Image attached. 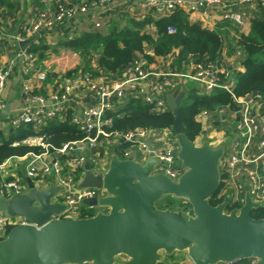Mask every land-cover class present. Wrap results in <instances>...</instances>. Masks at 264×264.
I'll use <instances>...</instances> for the list:
<instances>
[{
  "label": "built area",
  "instance_id": "obj_1",
  "mask_svg": "<svg viewBox=\"0 0 264 264\" xmlns=\"http://www.w3.org/2000/svg\"><path fill=\"white\" fill-rule=\"evenodd\" d=\"M109 1L112 0H92L90 4L100 5ZM138 1L142 7L150 8L156 15H163L175 6L187 12L200 13H205L213 7L225 6V0ZM235 2L254 3L264 9V0ZM86 6L56 3L50 10L44 8L39 11L20 30L26 35H35L71 17L77 11H84ZM221 16L237 26L243 21L241 13L237 11L225 10ZM166 32L172 33L173 30L167 29ZM15 39L23 43L17 55L27 69L33 71L34 79L38 83L43 82L46 72L33 64L34 54L27 51V41L18 34ZM234 54L238 55L239 52L235 50ZM7 75V69L0 67V110L4 109L1 93ZM149 77L154 79L148 80ZM183 82L190 85L188 89L195 87L197 94L209 95L214 90H221L230 96V105L217 107L212 112L201 110L195 118L201 127L203 122L207 121L206 129L229 121L228 132L224 134L223 139L218 142L215 140L216 146H222L217 164L221 182L220 194L227 197L228 202L239 206L247 194L252 202L264 206V94L256 92L235 96L231 89L232 74L229 75L227 70L218 69L214 63L188 61L177 70L156 72L148 69L147 59L141 54L119 74H94L87 70L65 72L57 89L45 94L34 93L27 85L22 86V107L8 122L0 119V125L30 123L36 127L41 125L44 119H64L66 102L72 91L85 90L95 99V103L85 104L76 113L68 114L70 123L81 132L79 138L61 143L54 149L44 144L38 135L24 139V143L41 145L43 151L28 153L26 163L18 174L0 175V198L7 199L13 194L25 192V178H28L35 189L45 188L52 182L56 185L57 190L51 201L62 204L63 209L58 214L51 215V220L87 217V210H93V214L105 213L107 206L86 205L82 201L87 198L106 197L109 195L107 191L102 187H78V183L85 171V164L91 173L103 174L112 155L117 159L132 160L140 164L151 158L154 163L150 173L162 174L175 182L184 167L177 158L178 146L170 128L136 127L127 131H107L103 125H107L109 119H104L103 115L107 110L113 111L128 98L140 99L149 104L152 111L163 112L168 109L163 95ZM202 133L204 130H201L200 137ZM210 136L207 135V139ZM9 159L10 157L0 162L1 173H4ZM22 223L21 217L7 216L0 212V239L11 227ZM212 264L241 263L230 261Z\"/></svg>",
  "mask_w": 264,
  "mask_h": 264
},
{
  "label": "water",
  "instance_id": "obj_2",
  "mask_svg": "<svg viewBox=\"0 0 264 264\" xmlns=\"http://www.w3.org/2000/svg\"><path fill=\"white\" fill-rule=\"evenodd\" d=\"M181 91L167 93L164 102L172 116L170 131L177 143V158L184 171L175 182L162 174H151L153 159L140 164L110 157L103 174H93L87 164L78 187H102L109 194L83 199L86 205H105L107 212L81 218L51 220L63 205L51 201L57 190L52 182L35 189L25 178L27 189L7 199L0 198V212L23 219L0 239V264H155L160 252L184 251L190 264H212L251 259L264 264V217L249 212L259 205L247 194L238 208L225 213L228 198L210 205L208 198L219 184L218 159L222 146L206 141L195 145L183 133L178 110ZM8 114V106L0 116ZM163 195L185 199V217L155 202Z\"/></svg>",
  "mask_w": 264,
  "mask_h": 264
},
{
  "label": "trees",
  "instance_id": "obj_3",
  "mask_svg": "<svg viewBox=\"0 0 264 264\" xmlns=\"http://www.w3.org/2000/svg\"><path fill=\"white\" fill-rule=\"evenodd\" d=\"M187 11L175 6L163 15H155L148 11L141 19H129L123 26L111 25L104 33L98 29H89L73 34L69 38L58 40L54 46H61L79 55L101 47V53L96 58L97 68L104 74H119L138 54L142 53L144 44H148L156 56H163L177 49L175 66L180 68L188 61L215 63L219 58L222 47L221 36L210 29L201 27L199 23L190 21ZM146 25L154 28L150 34L144 30ZM172 29V33L166 32ZM236 45L239 54L238 64L241 70L232 74V92L235 96L252 93L264 94V9L249 22L246 33L236 32ZM48 45L38 42L27 45V51L35 56V60L42 58L43 51ZM234 50V52H235ZM148 59V58H147ZM231 104L230 96L221 90H214L209 95L197 94L195 87L185 93L178 110L179 119L183 125L186 138L193 141L201 133V124L195 116L201 111L212 112L215 108ZM104 119H109L103 128L107 131H127L136 127L141 128H170L172 116L168 110L155 112L150 105L140 99L128 98L113 111H105ZM38 135L49 148H57L61 143L77 139L81 132L64 119H44L41 125L33 127L30 123H18L3 131L0 129V162L12 156H23L28 153H40L43 147L38 144L22 142L25 138ZM221 182L217 190L208 198L210 205L222 201L220 194ZM163 199V209L176 211L185 217L189 205L185 199L172 195H163L155 202ZM239 205L228 202L224 212L228 213ZM157 207V206H156ZM91 216V210L86 211ZM252 218L264 217V206H258L249 212ZM178 251V250H175ZM174 252V251H172ZM172 252L155 264H190L181 262L183 257L174 259ZM167 259V260H166ZM237 262L250 264L251 259H242Z\"/></svg>",
  "mask_w": 264,
  "mask_h": 264
},
{
  "label": "crops",
  "instance_id": "obj_4",
  "mask_svg": "<svg viewBox=\"0 0 264 264\" xmlns=\"http://www.w3.org/2000/svg\"><path fill=\"white\" fill-rule=\"evenodd\" d=\"M92 0H0V67L7 69L8 75L5 79L1 93V99L4 107L8 106V114L0 116L8 122L13 118L22 107V86L27 85L34 93L45 94L57 89L59 80L65 72L69 71H91L92 73H102L96 65V58L101 53V47L89 51L85 55H79L69 49L61 46H54L58 40L69 38L84 30L98 29L104 33L111 25L123 26L129 19H141L144 14L152 10L144 8L138 0H112L100 5H91ZM188 1V0H187ZM56 3L66 5H87L84 11H77L71 17L63 19L54 26L40 31L35 35H26L20 28L27 25L29 21L42 9H52ZM225 10L237 11L241 13L242 24L237 26L229 19H224L221 13ZM261 8L254 3L238 4L235 0H225V6L213 7L205 13L187 12L190 21H195L201 27L217 32L222 38V47L219 58L214 63L218 69L229 71V75L235 71L241 70L238 64L237 55L234 54L236 45V32L246 33L249 28L250 20L260 13ZM153 13V12H152ZM154 14V13H153ZM156 15V14H155ZM144 30L150 34L154 33L151 25H146ZM22 35V38L30 43H44L48 48L43 51L42 58L33 60V64L46 72V78L43 82H37L34 79L33 71L28 70L24 62L17 55L19 48L23 43L16 41V35ZM177 49H173L163 56L153 54L150 46L144 44L142 53L147 56L148 69L156 72H166L177 70L175 66V57ZM139 55V54H138ZM106 75V74H104ZM117 76V75H116ZM154 79L149 77L148 80ZM146 84V82H144ZM190 85L186 82L179 84L169 93H182V99ZM167 94V93H165ZM163 95V100L164 96ZM181 99V101H182ZM180 101V103H181ZM95 99L85 90L72 91L66 102L67 111L76 113L81 106L93 104ZM10 127L5 123L0 125V129L5 131ZM200 135V134H199ZM216 141L223 137L211 135ZM32 137V136H31ZM19 156H12L7 163L4 173L0 175L18 174L24 167L27 160V154L21 159ZM181 262H188L185 259V253ZM164 258V257H163ZM167 260V259H166Z\"/></svg>",
  "mask_w": 264,
  "mask_h": 264
},
{
  "label": "rangeland",
  "instance_id": "obj_5",
  "mask_svg": "<svg viewBox=\"0 0 264 264\" xmlns=\"http://www.w3.org/2000/svg\"><path fill=\"white\" fill-rule=\"evenodd\" d=\"M203 126L201 127V130H204V133H202L201 137L199 135H197L196 137H194L193 142L195 145H199L202 141H208L209 144H211V146H216L217 142L215 141V138H211L208 137L207 139V135H215L218 137H223L224 134H226L228 132V124L229 121H226L223 125H218L216 127H212V128H205V125H207V121L203 122ZM157 208L159 209H163V207L165 206V202L163 199L159 200L157 202ZM93 212V210H91ZM183 253H185L184 251H174L172 252V256L174 259L179 258V256L183 255ZM161 257L163 258L165 256V254L163 252H160ZM161 258V259H162ZM126 259V257L124 255H116L113 261V264H120L122 261H124ZM87 264V263H84Z\"/></svg>",
  "mask_w": 264,
  "mask_h": 264
}]
</instances>
